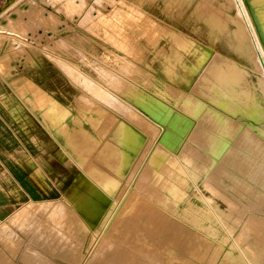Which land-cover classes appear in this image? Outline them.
Listing matches in <instances>:
<instances>
[{
    "label": "rangeland",
    "instance_id": "obj_1",
    "mask_svg": "<svg viewBox=\"0 0 264 264\" xmlns=\"http://www.w3.org/2000/svg\"><path fill=\"white\" fill-rule=\"evenodd\" d=\"M26 1L27 0H0V12L14 5L16 7L13 12L14 14L17 10H22L25 7ZM36 1L45 9L43 12L47 19H42L40 17V20H45L44 23L38 24V22H36L33 27L27 28L24 31H33L37 27H45L49 32H44L42 42L40 40L36 41L38 45L36 46L37 49L39 48L40 51L48 52L52 55L54 53L55 56H61L63 59H59V62L57 61L58 65L56 66L44 55L37 58L43 60L42 67L41 65H36L34 68H27L30 63H28L29 59L25 53L26 48L23 50L21 44L10 42L7 38H2L0 49L2 44L7 40L8 44L13 49L11 50L12 53H14L13 56L18 55V57L25 60V62L12 64L10 58L6 55L0 56V75L3 76L5 74L6 76L9 70H11L10 75L12 76L11 78H0V89L3 94L0 97L6 98L13 103L21 100L20 97H22V94L27 95L25 99L22 97L24 102L31 103V101L36 98L32 102L36 105L40 104L46 106L43 114L47 117L44 116V118L49 121L51 125L57 126V124H59V129L57 131L59 134L62 133L64 139L58 135L57 140H52V138L45 133L44 136L40 137L42 142L24 144L26 147L25 149L30 153V165L34 168L32 171L36 170L35 160L39 158L37 162L42 166L44 173L38 174L36 171V174L28 175L31 184H34L36 187H34L35 191L33 190V195H28L27 197L22 196L11 207V212L7 214L5 218H0V221L3 220L0 222V251L3 254V256H0V264H83L81 262L82 259L86 257V251L88 254L86 261H89L92 256H94V260L100 257L99 259L105 261L106 255H104V253L106 250H109L112 245L110 239L116 240L124 234L127 228H134V225H136L134 220L135 214H123L127 219L122 218L121 220L117 218L113 220L109 228L104 225L101 226L99 218L87 220L83 216L81 217L82 212L80 208L84 206L88 198L97 200L95 197L96 193L93 194V191L96 190L95 186H100L102 190L108 192L111 196L105 195L106 199L98 200L97 202V205L105 211H109L112 198H117L122 194L125 195L123 201H119L118 203L119 205L122 203V207H124L125 210H136L137 198L142 200L146 199L149 202L154 201V204L156 203L154 198H151L153 195V191L150 189L151 186L147 182L144 185L139 181L143 169L145 168L144 164L147 161L146 156L149 154V151H146V153L144 150L140 151L138 155L134 156L132 164L129 165V160L126 156L128 154V148H125V145L128 142H136V138L128 134L127 131H121L120 127L123 126L127 128V130L133 129L135 132L138 130L140 131L139 133H142L146 137H153V139L157 137L154 135L157 124L150 115L146 114L147 111L138 101L137 96L135 98L129 93L132 88V83L136 84V93L138 86L153 90L152 81H154V79H164L166 82L172 83L178 88L183 87L178 83L169 82L161 71V68L164 69V67H166L167 62H165V60L164 62H160L161 57L156 55L157 46L163 45L167 48L171 43V39L163 35V28L173 24L176 26L172 16L177 15L176 17L183 18L184 21L188 20L189 22V24L185 22L178 23L176 27L180 31L192 37L194 40L205 42V35L191 31L194 25L193 20L196 15L195 8L206 1V5L212 4V8L214 9L219 8L222 11L227 10H225L224 6L221 4L223 0H178L175 7L169 10L165 8V5L171 0H120L121 2L119 0H47L45 3L41 0ZM110 2H114L115 5ZM100 3L101 6L99 5ZM116 7L120 8L117 9ZM94 8L98 12H94L96 10L92 11ZM111 8H113V13ZM115 8L116 10H114ZM133 8L135 12L132 10ZM135 8L140 11L137 10V12ZM87 10L91 11L90 14ZM121 10L125 11L126 14L125 12L120 13L119 11ZM117 11L119 13H116ZM86 12L88 14H86ZM231 12L235 14L236 9L232 8ZM96 13H98L99 16ZM91 14H94V17ZM87 15L88 17L92 16V18L89 19L86 17ZM129 15L131 16L129 17ZM85 17L88 18V20ZM95 17L96 19L99 17L103 21L105 18L106 22L101 21L99 18L96 22ZM116 17L117 19H115ZM110 18L114 19V21ZM5 19L0 21V27H3V29H0V32L7 31L5 33L9 36L4 34L0 35H4L5 37H19L17 36L19 34L17 31L1 25L6 21ZM22 19L25 20L21 22L27 23L29 15L25 14ZM152 19L156 22V25H154L155 23H153ZM124 20H128L129 22ZM150 20L152 21L150 22ZM82 21H85V23L89 22L91 26L88 23L83 25L84 22L82 24ZM92 21L95 22L94 25L90 23ZM96 24L98 25L97 27ZM57 26L59 29H50ZM88 28L90 30L92 29V31L94 30L93 32L97 31L96 35L100 37H96L95 33L89 31ZM98 29L100 30L98 31ZM111 33L115 35L112 40L109 39L112 37ZM47 34H55V40L58 38H62V40L65 39V41H67L65 48L54 46V49H52L51 45L48 46V44L54 40L52 41V35L48 36ZM79 35L81 36L80 39ZM107 35L108 38H106ZM40 38L41 37H39V39ZM131 38L133 39L130 40ZM109 40L110 42H108ZM29 69H31V71L34 69V72H40V69H42L44 73H47V78L41 80L47 90L39 85H35L26 77L25 72ZM14 70L15 72H13ZM17 73H19V78L15 77ZM150 75H153L154 78L152 79ZM54 76L58 77L59 83L53 81ZM33 85H35L38 90H36ZM34 94H39V96ZM31 96H35V98ZM52 98L69 109L70 113L67 117L64 111L60 108L58 109V106L52 101ZM78 98H80V100ZM168 100L173 101L170 97H168ZM92 114L95 115L94 119L91 118ZM52 116L55 117L52 118ZM59 117H62V119ZM88 118H91L92 121ZM83 126L91 131L89 132L90 135L81 130ZM66 127L72 130L74 129V133H65L64 135L63 131ZM115 145L120 147V149H116ZM154 148L155 146L150 150V153ZM118 157L119 159H117ZM137 160H140V162ZM138 162L139 166L136 169L134 163L137 164ZM152 165L154 164L149 165L146 169L151 171ZM147 175L148 173L145 175L143 181ZM108 181L110 185H108ZM223 181L225 182V189H218L238 206H242L241 203L245 202V200L228 187L230 184L228 179L225 178ZM136 185L138 187H136ZM176 185L185 192L186 200L176 204V211L171 218V227L180 222L183 226L186 225L189 227L191 225L192 228L196 224L194 227L197 228L199 222H196V219L200 218L198 215H200L199 213L205 207L203 197L210 199L211 203L216 204L221 211H229L227 203L214 195L212 190L205 187L201 181H197L194 186L191 182L185 186H181L179 183ZM212 185L216 188L214 184ZM73 192L77 194L74 198H72ZM164 193L167 194L165 188ZM18 197L20 196L18 195ZM95 200H90V202H94ZM157 203L155 204L156 207L160 205L159 202ZM23 206L26 207L27 211ZM160 206L157 208H161ZM19 210H21L22 214L19 213ZM247 210L250 211L248 206ZM15 212H17L18 215ZM15 216H18V220ZM173 222L175 224H173ZM202 223L205 224L206 229L200 231L199 234L195 231L194 233L197 232L198 235L193 233V238L191 234H189L191 239L188 235H177L174 231L172 234L169 229L168 231L157 234L154 238H145V241L142 240V242L136 243V252L133 251L134 249H129L132 247L127 248L128 251H126L124 255L126 258L133 255L127 254L131 250L133 253L135 252L134 254H136V256L138 254L139 257H136L138 259H136V264H139L138 262H140V264H182L180 261H172L171 263L167 260L168 250L170 249L174 254L177 251L176 255L180 254V259H182V257L185 260L190 258L191 260H189L192 263L200 264L201 260L195 257L199 254L202 255V252L200 253L197 237L199 238L202 233V236L204 234H206L204 235L206 237L210 235V240H214V242L217 241L214 236L211 238L212 235L210 232L212 229L206 227L209 225L210 221L202 220ZM141 224L142 222H139V225ZM237 225H233L234 230L238 229ZM195 235L196 237L194 238ZM172 238L176 240L174 239L175 241H172ZM189 239L190 241H188ZM15 241L18 243H15ZM141 243H143V246H141ZM137 244H141V247ZM155 244L159 245L157 246ZM178 244L181 245L182 249ZM210 244L212 245H207V247L206 245L201 246L205 247L206 254L207 251L209 253L212 249L216 250L215 248H218L216 245L213 247V241ZM146 245H148L149 248ZM185 245L190 247H186ZM28 246H31V249L26 248ZM137 246L140 250L137 249ZM169 246L173 248L171 249ZM144 247L147 248L145 249ZM64 248L67 250H62ZM186 248L188 251L185 250ZM190 248L193 251L189 250ZM28 249L30 250L28 251ZM60 251L66 252V254H60ZM197 251L199 254H196ZM24 252H27V254H23ZM92 253L95 255H92ZM217 253L218 257L221 256L222 259L225 252H223L222 249H218ZM111 255H119V253L114 248ZM124 255L122 254V257H124ZM141 255H144V258H142ZM122 257L120 256V259H118L120 263L124 260H121ZM201 264H205V262L203 261Z\"/></svg>",
    "mask_w": 264,
    "mask_h": 264
},
{
    "label": "bare ground",
    "instance_id": "obj_2",
    "mask_svg": "<svg viewBox=\"0 0 264 264\" xmlns=\"http://www.w3.org/2000/svg\"><path fill=\"white\" fill-rule=\"evenodd\" d=\"M41 1L43 3L47 2V0ZM177 1L178 0L168 1L165 5V8L167 10L173 9ZM221 4L227 11H222L219 8L214 9L212 8V4L206 5V1L205 3L203 2L202 5L199 4L195 8L196 15L193 20L194 25L191 28V31L205 35V42L194 40L192 37L180 31L176 27L177 24H180L181 22L189 24V22L188 20L184 21L183 18L176 17L177 15L172 16V19L175 20L176 26L175 24L169 25L164 27L162 30V33H164L163 35L171 39V43L167 48H165L163 45L157 46L156 55L161 57L160 62H164V60L167 62L166 67H164L165 70L161 68V71L165 75V78L169 80V82L178 83L183 87L178 88L172 83L166 82L164 79H154V81H152L153 90H148L138 86L136 93V84L132 83V88L129 92L135 98L137 96L138 101L147 111L146 114L150 115L157 124L154 131V135L157 137L156 139H153V137H146L142 133H139L140 131L138 130L135 132L133 129L127 130V128L120 126L121 131H127L128 134L136 138V142H128L125 145V148H128V154L126 156L130 165L132 164L134 156L138 155L140 151L144 150L145 153L146 151H149V154L146 156L147 161L144 164L145 168L143 169L139 181L144 185L147 182L151 186L150 189L153 191L151 198H154L156 203L159 202L161 206H158L161 208H157L158 206L156 207V203L154 204V201L149 202L146 199L142 200L137 198L136 210H125V208L122 207V203L120 205L118 203L119 201H123L125 195L122 194L117 198H112L109 211L102 210V208L97 205V202L98 200L106 199L105 195L110 196V194L102 190L100 186L96 185V192L93 191V194L96 193L95 197L97 200L88 198V202H90V200L95 201L90 203L86 201L84 206L80 208L82 212L81 217L83 216L87 220H95L99 218L101 226L104 225L109 228L113 220H116L117 218L121 220L122 218L127 219V217H124L123 214L128 215L133 213L135 214L134 220L136 225H134V228H127V230L124 231V234L118 239H110L112 241V245L109 250H106L104 253V255H106L105 261L99 259L100 257H98L97 260H94V256H92L89 261H86L88 255L86 251V257L85 259H82L81 263L136 264V257H139L138 254L137 256L134 254L137 251L135 249L136 243L140 241L142 242V240L145 238H154L157 234L168 231L169 229L171 233L174 231L177 233V235L182 234L183 236H189V234H191L192 237V234L195 231H197L199 234L200 231L206 229L205 224L202 223V220H209L210 223L206 227L212 229L210 232L212 235L211 238L214 236L217 241L214 242V240H210V235L208 237L204 236L206 234L202 236V233L199 238L197 237L200 253L202 252V255H200L197 251L196 254H199L200 256L196 255L195 257L196 259L201 260L200 264L203 261L205 264H264V0H223V3ZM99 5L101 6V3ZM120 7L116 8L118 9ZM116 8L114 10H116ZM232 8L236 9L235 14H232ZM112 9L113 8H111V10ZM135 9L136 11H140L137 8ZM44 10L45 9L39 5L36 0H27L25 7L22 10H17L13 15L7 16L5 19L6 21L1 25L12 28L13 30L17 31L19 33L18 35L21 37L23 36V31L27 28L33 27L36 22H38V24L44 23L45 20H40V17L42 19H47L43 12ZM93 10L96 9L94 8L92 11ZM132 10H134V8ZM90 12L91 11H89V14ZM94 12L98 11L96 10ZM119 12L124 13L125 11L121 10ZM119 12L117 11L116 13ZM25 14L29 15V20L27 23L21 22L25 20L22 19ZM86 14L88 13L86 12ZM96 14L98 15V13ZM92 16L88 17L87 15L86 17L90 19ZM130 16L131 15H129V17ZM88 18L86 19L88 20ZM98 18L99 17H97V19ZM97 19L95 17L96 22L98 21ZM115 19H117V17ZM105 20L106 19L104 18V21ZM111 20L114 21V19ZM152 20H150V22ZM124 21L129 22L128 20ZM93 22L94 21L90 23L94 25L95 22ZM86 23L89 24V22ZM86 23L85 21H82L83 25ZM153 23L156 25L154 20ZM97 26L98 25L96 24V27ZM0 29H3V27H0ZM99 30L100 29H98V31ZM89 31H92V29H89ZM96 32L93 33L96 35ZM111 36V38H109L110 40H112L113 36L115 35L111 33ZM96 37L99 38L100 36L96 35ZM2 38H7L10 42L21 44V48L23 50L26 48V56L29 61H32H28L30 65H28L27 68H34L36 65H41L42 67L43 60L33 57V55L37 54V51L34 48L28 46V44L26 45L23 42L24 40L21 41L15 37H5L4 35H0V42L2 41ZM80 38L81 36L79 35V39ZM106 38H108V35ZM132 39L133 38L130 40ZM110 40L108 42H110ZM66 42L67 41H65V39L62 40V38H58V40L54 39L53 44H51V48L54 49V46L65 48ZM42 53L43 56L45 55L48 60L54 63L56 66L58 65L57 61L59 62V59H63L61 56H55L54 53L53 55L43 51ZM13 72H15V70ZM10 73L11 70H9L8 75L5 76L4 74L3 76L11 78L12 76ZM38 74L41 73L36 71L34 72V69L33 71L29 69L25 72L26 77L30 81H32L35 85H39L46 89L37 80ZM150 76L152 79L154 78L153 75ZM35 85H33L34 88L38 90ZM36 96H39V94ZM168 97H170L173 101L168 100ZM33 98H35V96ZM78 99L80 100V98ZM52 101L58 106V109L60 108L65 112L62 113H64L66 117L69 115V109L53 98ZM43 116L46 115L43 114ZM91 116L92 119L95 118L94 114ZM54 117L52 116V118ZM91 118L88 119L92 121ZM60 119H62V117ZM66 128L63 131L64 135L65 133L70 134L72 132L74 133L75 131L74 129L72 130L71 128H67V130ZM81 130L90 135L89 132L91 131L87 130V128L84 126L81 127ZM59 135L64 139L62 133ZM154 146V150L150 153V150ZM115 148H118V150L120 149V147H117L116 145ZM117 159H119V157ZM140 160L137 161L140 162ZM139 162L137 164L134 163L136 165V169L139 166ZM151 164L154 165L151 166V171H149L146 168ZM147 173L148 175L143 181ZM225 178L230 182L228 187L245 200V202L241 203L242 206H238L234 201L227 198L225 194L218 189H225L224 187L226 186H224L225 182L223 181ZM197 181H201L205 187L212 190L214 195L218 196L225 203H227L229 211H221L216 204L211 203L210 199L203 197L205 207L201 210V212L199 211L200 215L198 216H200V218H197L198 220L196 219V222H199V224L197 223V228L194 227L196 224L193 226V228L190 224L189 227L186 225L185 227L179 221L178 224L175 226L172 225L173 227H171V218L176 211V204L186 200L185 192L178 188L176 184L179 183L181 186H185L191 182V184L194 186ZM107 183L110 185L109 181ZM211 183L214 184L216 188L213 187ZM137 185L136 187H138ZM164 188L166 189L167 194L164 193ZM76 196L77 194H74L73 192L72 198ZM247 206L250 208V211L247 210ZM24 209H26V207H24ZM19 211V213H21V210ZM15 217L18 220V216ZM2 221L3 220L0 222ZM139 222H142V224L139 225ZM173 224L175 223L173 222ZM233 225H237L238 229L234 230ZM197 232L194 234H197ZM195 237L196 235L194 238ZM174 239L175 238H172V241ZM190 239L188 241H190ZM212 241L213 247L214 245L218 246V248H215L217 251L218 249H222L223 252H225L222 259L221 256L218 257L219 252L217 253L216 250L212 249L213 251L211 250L209 253L207 251L206 254L205 247H201L202 245H206V247L207 245L211 246L212 244L210 243ZM15 243L18 242L15 241ZM141 244L140 245L143 246V243ZM140 245L138 246L141 247ZM179 246L181 248V245ZM185 246L190 247L187 245ZM30 247L31 246H28L26 248ZM139 247L137 248L138 250H140ZM114 248L117 250L119 255H111ZM127 248L134 249L133 251H135L133 253L132 250H129L130 252L127 254L133 255L129 256L128 258H126L124 255L125 252L128 251ZM144 248L146 249L147 247ZM30 249H28V251ZM62 250L67 249L64 248ZM185 250H187V248ZM189 250L193 251L191 248ZM23 254L26 255L27 252H24ZM60 254H66V252L60 251ZM122 254L124 257H122ZM176 254L177 251L174 254L173 251L169 249L167 260L171 263L172 261H180L182 264L192 263L190 258V260L187 258V260H185L182 257V260L179 257L180 254ZM92 255L95 254L92 253ZM0 256H3L1 251ZM120 256L122 257L121 260L124 259L122 263L118 261ZM143 256L142 258H144ZM138 263L140 264V262ZM192 264H194V262Z\"/></svg>",
    "mask_w": 264,
    "mask_h": 264
},
{
    "label": "crops",
    "instance_id": "obj_3",
    "mask_svg": "<svg viewBox=\"0 0 264 264\" xmlns=\"http://www.w3.org/2000/svg\"><path fill=\"white\" fill-rule=\"evenodd\" d=\"M15 9L16 7L11 5L5 9L6 11L0 12V21L5 19L7 15L13 14ZM50 29H58V26ZM44 30L46 33L49 32L45 27H37L33 31H24L25 34L23 33V36L20 37L18 35L19 37H17L21 41L24 40L23 42L26 45L28 44V46L37 51V54L33 55L36 59L43 56L42 51L36 47L38 46L36 41H43ZM5 32L7 31H1L0 34L8 35ZM39 36L41 37L40 39ZM52 37V40L56 38L54 34ZM53 42L49 43V45L53 44ZM11 50L13 49L6 40L0 49V56L6 55L10 58L12 64L25 62L18 55L13 56L14 53ZM40 72L41 74L37 75V80L44 86L41 80L47 78L48 75L42 69H40ZM15 77L19 78V73ZM0 78L5 79L8 77L0 75ZM53 81L59 83L58 77L54 76ZM1 95L3 94L0 89ZM26 96L22 94L24 99ZM22 97H20L21 100H15L16 102L14 103L8 101L6 98L0 97V218L2 219L11 212V207L18 199L22 196L27 197L28 195H33L35 186L31 184L28 175L36 174V171L38 174L44 173L42 166L37 162L39 158L35 160L36 170L32 171L34 168L30 165V153L25 149L24 144L42 142L40 137L44 136L45 133L52 140H57L59 135L57 134L59 124L57 126L51 125L43 116L45 106L36 105L32 101L31 103L24 102Z\"/></svg>",
    "mask_w": 264,
    "mask_h": 264
}]
</instances>
